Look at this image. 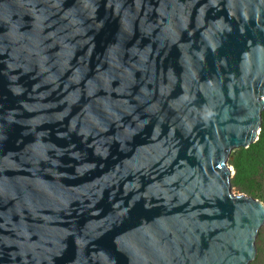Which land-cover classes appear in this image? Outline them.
Masks as SVG:
<instances>
[{"label":"water","instance_id":"95a60500","mask_svg":"<svg viewBox=\"0 0 264 264\" xmlns=\"http://www.w3.org/2000/svg\"><path fill=\"white\" fill-rule=\"evenodd\" d=\"M264 0H0V264H251Z\"/></svg>","mask_w":264,"mask_h":264},{"label":"rangeland","instance_id":"374dc122","mask_svg":"<svg viewBox=\"0 0 264 264\" xmlns=\"http://www.w3.org/2000/svg\"><path fill=\"white\" fill-rule=\"evenodd\" d=\"M263 124L264 109L260 134ZM254 144L255 146H251L248 151L241 150L239 153H233L229 156L227 165L233 171L231 178L232 191L236 195L243 194L264 203V134L259 135ZM236 163L238 166H236ZM255 249V257L251 264H264V224L256 236Z\"/></svg>","mask_w":264,"mask_h":264},{"label":"trees","instance_id":"16d2710c","mask_svg":"<svg viewBox=\"0 0 264 264\" xmlns=\"http://www.w3.org/2000/svg\"><path fill=\"white\" fill-rule=\"evenodd\" d=\"M262 117H263V114H262ZM264 134V124H263V128L261 129V134L260 135H263ZM255 144L252 145V147H254ZM236 166H238V164L236 163Z\"/></svg>","mask_w":264,"mask_h":264},{"label":"clouds","instance_id":"9594fccd","mask_svg":"<svg viewBox=\"0 0 264 264\" xmlns=\"http://www.w3.org/2000/svg\"><path fill=\"white\" fill-rule=\"evenodd\" d=\"M231 176H233V171H232V174H231Z\"/></svg>","mask_w":264,"mask_h":264},{"label":"bare ground","instance_id":"6f19581e","mask_svg":"<svg viewBox=\"0 0 264 264\" xmlns=\"http://www.w3.org/2000/svg\"><path fill=\"white\" fill-rule=\"evenodd\" d=\"M232 169V168H231Z\"/></svg>","mask_w":264,"mask_h":264}]
</instances>
